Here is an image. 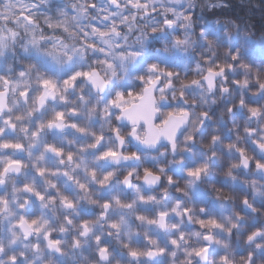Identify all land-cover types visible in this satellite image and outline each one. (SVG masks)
<instances>
[{"label": "clouds", "instance_id": "1", "mask_svg": "<svg viewBox=\"0 0 264 264\" xmlns=\"http://www.w3.org/2000/svg\"><path fill=\"white\" fill-rule=\"evenodd\" d=\"M233 2L264 14L0 0V264H264V27Z\"/></svg>", "mask_w": 264, "mask_h": 264}, {"label": "snow or ice", "instance_id": "2", "mask_svg": "<svg viewBox=\"0 0 264 264\" xmlns=\"http://www.w3.org/2000/svg\"><path fill=\"white\" fill-rule=\"evenodd\" d=\"M209 74L210 75H213L214 73H212L211 70H209ZM84 75L85 76H88L89 74L88 73H85ZM65 83L67 84L68 82L65 81ZM44 87L47 88V89H49V90H53L55 86L53 84H51L50 82L45 81L44 82ZM128 99L129 100H132V99H140V97H133L132 94L129 93ZM123 101H124V97L118 94L117 97H116V99H115V101H114V103L117 104V105H120ZM122 111L128 112L129 109L128 108H122ZM152 112H153V109L151 108V106L150 105H145L140 111L130 113L129 118L132 119L134 122L136 120L143 119L145 121V123L148 124L149 128H151ZM181 115H183V114H181ZM168 116H169V118H172L173 117V114L172 113H169ZM56 119L57 120L62 119L61 114L57 113ZM2 147H5V148H8V147H19V145L13 146V145H7L6 144V145H2ZM105 155L106 156H108V155H113L114 156L115 154L114 153H105ZM11 166L12 165L10 164L9 167H11ZM257 167H260V165L257 164ZM199 172H200V170L199 169H196L195 172H191L190 171L188 174L190 176L191 175H199ZM145 175L147 177L149 174L146 173ZM105 207H107V205H105ZM161 219H163V214H161ZM35 223H36V221H34V220L31 223H26L23 220V218H22L21 221H20V225L19 226L22 227V228H26L27 230H31L34 227ZM206 223H207V225L209 227H215L216 226L215 225V222L212 221V220H209ZM204 224H205V222L204 221H201V226L202 227L204 226ZM205 239H208V237H205ZM55 243L56 242H54V241H50V245L51 246H54ZM173 243H175V241H173ZM103 251H104V249H101V252H103ZM151 254L152 253H149V255H151ZM199 254L200 253H197V255H199ZM131 255L132 256H136L137 253L136 252H132Z\"/></svg>", "mask_w": 264, "mask_h": 264}, {"label": "trees", "instance_id": "3", "mask_svg": "<svg viewBox=\"0 0 264 264\" xmlns=\"http://www.w3.org/2000/svg\"><path fill=\"white\" fill-rule=\"evenodd\" d=\"M214 15H227L231 16L242 23L244 20H249L259 30L264 27V14L258 13L256 10H252L250 13L240 5L233 2V7L227 12L215 13ZM210 27V26H209Z\"/></svg>", "mask_w": 264, "mask_h": 264}]
</instances>
